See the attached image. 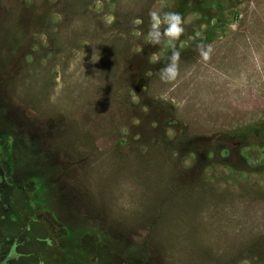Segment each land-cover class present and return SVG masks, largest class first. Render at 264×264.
<instances>
[{
	"label": "rangeland",
	"instance_id": "1",
	"mask_svg": "<svg viewBox=\"0 0 264 264\" xmlns=\"http://www.w3.org/2000/svg\"><path fill=\"white\" fill-rule=\"evenodd\" d=\"M45 214L93 262L264 264V0H0V234Z\"/></svg>",
	"mask_w": 264,
	"mask_h": 264
},
{
	"label": "flooded vegetation",
	"instance_id": "2",
	"mask_svg": "<svg viewBox=\"0 0 264 264\" xmlns=\"http://www.w3.org/2000/svg\"><path fill=\"white\" fill-rule=\"evenodd\" d=\"M39 217L23 222L24 230L16 235L1 232L0 264H102L91 261L80 246L61 244L60 239L66 237L64 233L52 230L53 221L47 214ZM16 221L22 222L20 215L16 216Z\"/></svg>",
	"mask_w": 264,
	"mask_h": 264
},
{
	"label": "clouds",
	"instance_id": "3",
	"mask_svg": "<svg viewBox=\"0 0 264 264\" xmlns=\"http://www.w3.org/2000/svg\"><path fill=\"white\" fill-rule=\"evenodd\" d=\"M151 18V30L147 34V39L152 44H160L162 38L170 41L176 40L183 33L184 29L181 26L182 19L178 13L168 12L163 15L152 11L149 13ZM164 25L163 32H161V25ZM211 46H207L205 50L203 47L200 49V54L207 59L211 53ZM178 60L179 52L173 51L169 57V63L160 70V79L164 81L175 80L178 75Z\"/></svg>",
	"mask_w": 264,
	"mask_h": 264
}]
</instances>
